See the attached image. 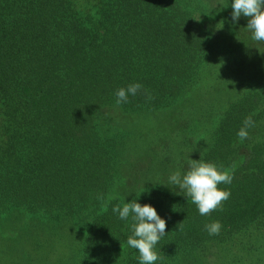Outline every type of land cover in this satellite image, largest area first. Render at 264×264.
<instances>
[{"label":"trees","instance_id":"1","mask_svg":"<svg viewBox=\"0 0 264 264\" xmlns=\"http://www.w3.org/2000/svg\"><path fill=\"white\" fill-rule=\"evenodd\" d=\"M231 2L0 0V232L9 217L65 219L81 234L78 264H139L131 217L112 212L135 199L166 221L155 264H202L209 245L213 261L239 264L222 244L264 216V43L248 18L232 22ZM132 83L143 88L117 106ZM210 88L217 103L205 109L194 98ZM140 116L159 130L134 132ZM191 160L238 163L218 185L231 193L222 210L201 216L169 182ZM263 239L264 229L248 243Z\"/></svg>","mask_w":264,"mask_h":264},{"label":"clouds","instance_id":"2","mask_svg":"<svg viewBox=\"0 0 264 264\" xmlns=\"http://www.w3.org/2000/svg\"><path fill=\"white\" fill-rule=\"evenodd\" d=\"M232 22L235 23L241 16L248 18L247 29L252 33V39L264 43V0H232ZM143 85L140 83L129 84L115 92L116 105L129 101V96H136ZM148 98L151 99L150 94ZM255 113H253L254 115ZM255 126L252 115L243 121V127L237 132L240 141L248 138V129ZM236 164L233 163L225 169L211 162L191 160L189 170L183 175L179 170L173 172L168 180L172 185L184 193L196 205L201 216L210 215L213 211L222 210L223 203L230 198V190L218 187L220 184H231L234 179ZM107 205L105 204V210ZM113 213H118L119 218L127 220L131 217L132 234L127 237V245L139 252V264H155L162 257L155 250V246L166 235V221L162 219L155 208L149 204L141 205L133 199L124 203L123 207L113 206ZM181 221L178 225H182ZM177 225V226H178ZM205 230L209 235H218L222 225L219 221L206 224Z\"/></svg>","mask_w":264,"mask_h":264},{"label":"rangeland","instance_id":"3","mask_svg":"<svg viewBox=\"0 0 264 264\" xmlns=\"http://www.w3.org/2000/svg\"><path fill=\"white\" fill-rule=\"evenodd\" d=\"M194 99L203 103L201 106L205 109L217 103V96L211 88L210 91L206 90L205 94H196ZM151 119L152 117L141 116L135 119L132 124L134 132L147 133L159 130L158 122ZM158 121L168 123L170 117L162 116ZM175 134L180 140L179 132ZM263 136L264 132L257 133L256 141L264 142ZM190 140L193 142L196 139L191 137ZM141 147L135 141L129 144L131 150H138ZM236 165L238 166V163ZM2 228L0 232V264H78L77 255L81 234H79L76 225L68 220L27 219L24 221L22 218L17 220L9 217L2 221ZM32 228L36 230L33 231ZM262 229H264V216L253 228L238 234L234 239L230 238L231 240L229 239L222 245L231 250L234 256H238V261L241 260L239 264H264V239L254 247L248 243L249 236ZM214 253L215 245H209L204 253L202 264H220L227 260L226 254V258L225 255H215L213 261ZM246 257L248 258L245 259ZM253 258H259V260ZM233 264H237V262H233Z\"/></svg>","mask_w":264,"mask_h":264}]
</instances>
